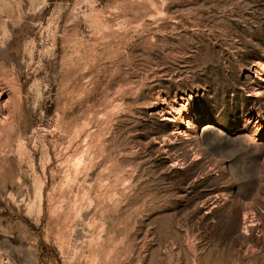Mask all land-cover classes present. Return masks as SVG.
<instances>
[{
    "label": "rangeland",
    "instance_id": "obj_1",
    "mask_svg": "<svg viewBox=\"0 0 264 264\" xmlns=\"http://www.w3.org/2000/svg\"><path fill=\"white\" fill-rule=\"evenodd\" d=\"M262 67L264 0H0V264H264Z\"/></svg>",
    "mask_w": 264,
    "mask_h": 264
},
{
    "label": "bare ground",
    "instance_id": "obj_2",
    "mask_svg": "<svg viewBox=\"0 0 264 264\" xmlns=\"http://www.w3.org/2000/svg\"><path fill=\"white\" fill-rule=\"evenodd\" d=\"M262 69H263V67H262ZM261 75L263 76V80H264V69L262 70ZM0 80H1L0 81V110L3 111L2 113H0V131H1L0 133H2L3 130L11 127V125L14 124L15 121H17L15 118V117H17L16 116V110H17L16 106L18 105V100H19L18 98H20V97H19V91H18L19 88L17 89L14 85H10V84H8V82H5V81L2 82V79H0ZM3 80H5V79H3ZM8 81H10V79ZM16 99H17V101H16ZM184 118H185V116H184ZM13 127H14V125H13ZM6 130H5V132H6ZM9 133H11V132L9 131ZM4 134H5L4 136H6L8 133L7 134L4 133ZM8 136H9V134H8ZM2 137H3V135H2Z\"/></svg>",
    "mask_w": 264,
    "mask_h": 264
}]
</instances>
